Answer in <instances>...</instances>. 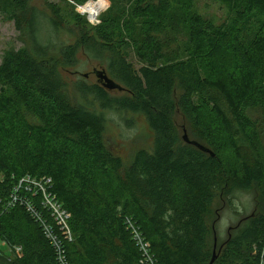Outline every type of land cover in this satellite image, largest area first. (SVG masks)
Wrapping results in <instances>:
<instances>
[{
    "label": "trees",
    "instance_id": "obj_1",
    "mask_svg": "<svg viewBox=\"0 0 264 264\" xmlns=\"http://www.w3.org/2000/svg\"><path fill=\"white\" fill-rule=\"evenodd\" d=\"M212 1L225 12L221 23L198 12L195 0H111L92 26L49 0L43 9L36 0H0V16L14 22L25 43L8 49L0 65V239L23 250L21 257L2 250L0 264H58L25 208L5 211L25 176L51 179L49 193L70 215L71 264H140L128 221L151 243L157 264H210L215 246L214 264H258L264 0ZM70 28L73 43L55 42ZM79 54L126 94L112 97L101 83L85 81L72 94L63 70ZM102 110L144 116L154 134L151 149L130 159L116 154ZM185 131L214 156L183 142ZM254 191L255 212L219 245L214 203L223 209L237 192Z\"/></svg>",
    "mask_w": 264,
    "mask_h": 264
},
{
    "label": "rangeland",
    "instance_id": "obj_2",
    "mask_svg": "<svg viewBox=\"0 0 264 264\" xmlns=\"http://www.w3.org/2000/svg\"><path fill=\"white\" fill-rule=\"evenodd\" d=\"M49 1L60 5L62 11L65 13H77L92 26L100 24L101 15L105 13L112 4L111 0H101L105 3V10H103L98 19V16L96 18L94 17L98 22H92L94 21V18L90 17V13H80L77 5L84 6L86 9L91 10L90 4H95L100 0H86L83 3L76 0ZM72 2L76 3V5L72 4ZM33 5L43 9L42 0H36ZM195 8L202 15L215 20L217 23H221L225 19V12L221 6L214 3L212 0H195ZM76 29H79L78 26H76ZM70 30H72V32L67 30V33L56 34L54 39L55 42L67 44L73 43L74 37H76L77 34L74 28H70ZM23 47H25V43L20 39V33L17 31L14 22L4 21V18L0 16V65L3 62L5 52L8 49L12 48L18 50ZM129 62L136 70L140 69L141 63L138 61L134 52L130 53ZM95 70L101 71L102 67L99 66L98 63L88 59L84 54H79L78 63L66 71L63 70L64 76L69 82L70 92L74 94L75 84L80 83L81 81H85L88 85L100 84L94 73ZM85 74H89V77L86 78L84 76ZM110 93L112 97H123L126 94L118 90L110 91ZM102 112H104L107 119L106 138L110 148L116 154L122 156L124 159H130L135 151L140 149H151L154 142V134L144 116L117 111L102 110ZM175 121L178 127L184 123V119L180 115H177ZM182 136H184V134ZM254 195H257L255 191L237 192L235 196L228 201V205L223 209L221 208V203L218 201L214 203V209H220L221 215V219L216 226L219 245L227 240L230 228L235 227L242 218L255 212L256 204L254 202ZM4 249L6 250V248H1V253Z\"/></svg>",
    "mask_w": 264,
    "mask_h": 264
},
{
    "label": "built area",
    "instance_id": "obj_3",
    "mask_svg": "<svg viewBox=\"0 0 264 264\" xmlns=\"http://www.w3.org/2000/svg\"><path fill=\"white\" fill-rule=\"evenodd\" d=\"M72 4L76 5L74 2ZM96 4H102L103 8L101 11L96 12L93 17H90L96 18L98 16V19L103 10H105V3L100 0L95 4H90V8ZM77 8L80 13H86L84 6L77 5ZM95 18L94 21L90 20L98 22ZM51 184L52 181L49 178H34L32 176L21 178L16 183L8 201L4 204V208L7 211L17 206L24 207L31 218L41 227L46 239L54 250L58 264H71L65 247V242L67 243L73 239L68 224L70 215L62 208L56 198L49 193L48 188ZM128 226L141 256L140 264H157L151 243L146 240L139 227L133 221H128ZM2 247L6 248L13 257H21L23 252L21 246L10 247L5 240L0 239V255H2ZM255 253L258 255V264H264V245L260 250L256 248Z\"/></svg>",
    "mask_w": 264,
    "mask_h": 264
},
{
    "label": "water",
    "instance_id": "obj_4",
    "mask_svg": "<svg viewBox=\"0 0 264 264\" xmlns=\"http://www.w3.org/2000/svg\"><path fill=\"white\" fill-rule=\"evenodd\" d=\"M94 73L96 74L99 82L101 83V85L103 87H105L106 89L110 90V91H115V90H118V91H123L124 88L118 84L117 82H115L114 80H112L106 73L105 70H95ZM86 78L89 77V74H85L84 75ZM183 140L188 143V144H192L194 146H197L198 148H200L202 151L206 152V153H210L212 154V156H214V154L212 153V151H210L208 148L204 147L203 145H201L200 143L196 142V141H192L190 140L187 132L185 131L184 133V136H183ZM219 254L217 253V250H216V246H215V250H214V256L211 260V263L210 264H214L215 261L217 260Z\"/></svg>",
    "mask_w": 264,
    "mask_h": 264
},
{
    "label": "bare ground",
    "instance_id": "obj_5",
    "mask_svg": "<svg viewBox=\"0 0 264 264\" xmlns=\"http://www.w3.org/2000/svg\"><path fill=\"white\" fill-rule=\"evenodd\" d=\"M102 4H96L93 8H91V10L89 9H86V13L89 12L90 13V16L93 17L95 15L96 12H99L102 10L103 6Z\"/></svg>",
    "mask_w": 264,
    "mask_h": 264
},
{
    "label": "flooded vegetation",
    "instance_id": "obj_6",
    "mask_svg": "<svg viewBox=\"0 0 264 264\" xmlns=\"http://www.w3.org/2000/svg\"><path fill=\"white\" fill-rule=\"evenodd\" d=\"M96 75V74H95ZM98 82H99V80H98ZM100 83V82H99Z\"/></svg>",
    "mask_w": 264,
    "mask_h": 264
}]
</instances>
